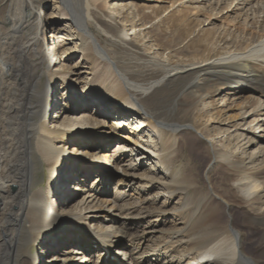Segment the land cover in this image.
Returning <instances> with one entry per match:
<instances>
[{
  "label": "bare ground",
  "instance_id": "obj_1",
  "mask_svg": "<svg viewBox=\"0 0 264 264\" xmlns=\"http://www.w3.org/2000/svg\"><path fill=\"white\" fill-rule=\"evenodd\" d=\"M99 1L59 0L56 13L73 22L76 51L59 52L64 40L52 33L51 54H45L49 31L42 11L25 16L24 7L32 0H16L18 17L9 19L7 29L0 26V264H40L43 257L50 264H90L96 260L83 257L93 250L105 264H264V151L261 163L256 164L254 153L245 163L239 155L246 154L244 146L251 140L241 145V135L232 139L240 153L231 150L230 135L224 145L228 150H218L206 134V111L197 108L204 98L211 106L214 95L227 87V96L244 101L210 108L211 123L253 135V127L243 130L253 117L249 124L255 121L259 134L264 131V0L245 13L246 18L247 12L254 15L257 38L222 36L211 45V34L202 31L204 36L193 38L188 23L177 25L181 39L188 38L193 46L192 57L182 63L145 60L158 73L147 83L131 79L99 44L89 15L91 7L100 8ZM234 1L228 13L253 0H216V5L229 9ZM26 28L34 40H23ZM132 35L133 27L121 40ZM78 54L81 61L92 54L95 67L100 66L83 94L73 79L76 66L66 64ZM183 74L195 78L177 95L172 109L182 107V120L191 118L186 135L178 132L185 125L158 120L140 101ZM57 84L66 96L58 100L55 118H63L68 129L49 125L48 114L57 109V100L51 101ZM246 93L257 98H243ZM83 104L94 111L79 119ZM144 129L154 135L145 136ZM183 149L203 154L201 164L183 168ZM153 159L158 166H149ZM117 165L114 185L122 188V195L116 198L135 196L148 205L142 217L130 218L131 212L123 211L129 207L103 199V186ZM138 169L159 177L148 178ZM155 189L160 192L151 195ZM60 193L62 200L56 201ZM81 193L82 200L73 207L78 212L67 213L63 205ZM158 225L171 227L156 230L158 236L147 246L148 229Z\"/></svg>",
  "mask_w": 264,
  "mask_h": 264
},
{
  "label": "rangeland",
  "instance_id": "obj_2",
  "mask_svg": "<svg viewBox=\"0 0 264 264\" xmlns=\"http://www.w3.org/2000/svg\"><path fill=\"white\" fill-rule=\"evenodd\" d=\"M205 1L201 2L200 0H197L196 3V1L194 0H100L98 2L99 4L101 2L100 8H96L95 6L90 8V27L91 30L95 33L99 44L117 63L118 67L123 72L126 71L125 73L136 82L147 83L149 82V80L157 77L158 73H155L153 70L149 69L145 64V60L167 58L173 62L182 63L183 60H188L192 57L191 55L193 53V46H191L190 42H188V38L187 40L181 39V35L178 34L179 31H177L179 27L177 25L188 23L191 27V32L193 31L191 34V37L193 38H195V36L198 37V35L204 36L202 35V31H205L206 34H211V45H213L217 37L225 36L226 38H235L238 40L242 36H245L247 38L254 36L255 38H257L260 35L259 28H257L258 25H253L255 27L252 26L254 22V15L250 14V12H247L248 18H246L245 16L246 10L249 7H257V5L261 4L260 0H253L250 5L236 11L233 10V12L231 13H228V10L234 7V5L236 4L235 1L232 3V5H230L229 9H224L227 6L226 4H222L220 7L218 4L216 5V0ZM26 6L24 7V10L25 16L27 17H30L32 15L31 13L42 11L41 18L43 19L45 25L47 26V30L49 31V42L45 46V54H48V56H50L51 54V48L53 47V44L50 40V37L52 36V33H55V35H60V37H62L64 40V44L59 49V52H66L68 49H74V51L77 50L76 45H78L79 43L78 38L74 36L76 29L74 31L73 22L70 21V18H62L56 13L58 8H60L59 0H32V5L28 4ZM16 12V0H0V26H2L4 29H7L9 27V19L12 20L15 19V17H18L16 16ZM132 27L135 30V35H132L130 37L126 36L125 40L122 41L121 37L126 34L128 29ZM24 36V41L28 39L34 40L36 38L30 28L25 29ZM17 39L19 40V37ZM217 47L219 49H222V52L225 51V49H223L224 47H222L221 44ZM195 49H198V47H196ZM198 50L200 52L201 48ZM180 52H182V54ZM92 57L93 55L89 54L88 56L84 57L83 61H81L82 57L78 54L76 59L69 61V63H66L69 66H76L75 68L77 69H72V71L76 74L73 79L77 81L82 94L85 93V88L90 87L89 82L92 76L100 68V66L95 67L96 65L95 62L91 59ZM51 69H56V67L52 65ZM194 78L195 77L192 74L180 75L174 79L167 81L164 84L159 85L153 91L140 98V101L144 104L149 112L156 116L158 120L168 123H182L183 125H185L178 128V132L180 135L191 133V118H188L185 121L182 120V107H175L174 110L172 109V107L174 106V101L177 95H179L180 92L184 89L183 87H185L187 83ZM202 78L207 79L206 76ZM206 79L204 80H209V78L207 80ZM99 89L100 86L98 85L95 86L92 91L96 93ZM226 89L227 87H224L221 91L214 95L211 106L209 100L206 98L201 99L198 103L197 108L204 112L206 111L208 117L206 132L207 137L214 142V147H216L220 151L228 150L224 148V145L226 144L225 141L229 135L230 143L232 142L233 145L235 144V141H232L234 135H241L239 138L241 145H245L248 139L251 140V143L244 146L247 150L246 154H240L239 156H243L242 158L246 163V156L254 153L256 154V156H258L256 164H259L262 161V158L260 156L264 151V149L261 150L262 148H264V142H262V140L264 139V131L262 130V132H260L259 134L261 128H257V126L254 124L255 121L249 124L250 121H252L253 117H249L246 120L245 125L243 126V130L248 129L249 127H253V135H245V132H241L240 130L237 131L234 127H229L227 125H216L214 123H211V117L209 116L214 111H211L210 108L215 109L216 106H222L220 108H223L227 106L228 102H232L234 104L239 101H244V99H238V96H227ZM63 90L64 87L61 84H57L53 90L51 101L55 102V100H57V109L53 108L54 110L52 109L49 112V125L51 127L54 126L55 128L68 129L70 128V125L64 123L63 118H55V116H58L57 114H59L58 111L60 109V105L58 104H61V102H59L58 100H60L63 95L66 96V92ZM244 96L245 97L243 98H246L248 96L257 98V95L251 93H246ZM84 106L85 105L83 104V106L81 107L82 112H80L79 114V119H81L83 115L86 114V112L89 111V113H92L94 111L93 109H90L89 107L85 108ZM224 111H226V109ZM77 117L78 115L75 117L72 116V118L75 119ZM143 131V134L145 136L154 135V133L150 129H144ZM198 138L203 144L204 140L200 137ZM232 144L230 147H232ZM118 145L123 146V143H119ZM113 147L115 148V146ZM115 150H118V148ZM231 150H235V152L240 153L241 149L234 145L233 149ZM195 153L196 152H193V150L183 149L181 153L183 155H181V157H183L181 161V165L183 168H190L194 164H201V161L203 160V154H201L200 152V155H198V153ZM192 154L194 156L196 155L197 157H194ZM191 158L195 160V163L192 162ZM155 164L156 166H158L156 160L153 159L150 161L149 166H154ZM128 165H131V163L128 162ZM119 167L120 166L117 165L114 168L115 171H112V169L110 170L111 176L114 177H111L110 180L105 183V186H103V191L105 192V196L103 199H114V202H112L113 204L120 203V205L125 206V208L129 207V210L123 211L124 213L128 214L131 212L129 215H127L130 218H132L131 216H133V218L135 219L142 217L144 215L143 208H147L148 205H143V203L140 204V200L138 198L137 200L135 196L116 198L120 196L122 191V188H118V185H114L118 181L116 173ZM65 168L66 164L63 165V169ZM113 172L116 173L114 174ZM137 173H140L141 175L144 174L148 176V178L153 179L159 177V174L156 172L150 174L149 171L144 172L140 169H138ZM83 186L85 185L83 184ZM69 187H71L70 184ZM159 192L160 190L155 189L151 192V195ZM83 196L84 193L77 195L72 203L63 205V209L67 211V213L74 214L78 212V209L73 210V207L75 204L78 206L79 201L82 200ZM55 200H62V193H60V196L57 194ZM174 203L175 200L170 204V206H168V208L170 209V207H172V204ZM82 212L83 214L86 213V211ZM170 227L171 226L168 225L164 227L162 225H158L157 228L148 229L149 234L146 245H150V242H152V240H154L156 236H158L157 233H154L156 230L160 231L164 230L165 228L168 229ZM95 252L96 250L87 253V256L83 257V259H86L88 257L87 259L92 262L96 260V263L90 264H101V255L100 259H96L97 256L91 254ZM63 258L67 259V257ZM47 259L48 258L43 257L40 264H50L47 263ZM97 260H99L98 263ZM68 262H71L69 258ZM78 262L75 261L74 263Z\"/></svg>",
  "mask_w": 264,
  "mask_h": 264
}]
</instances>
